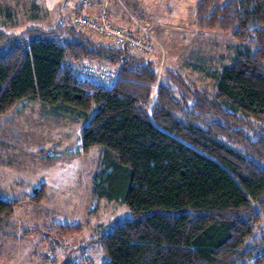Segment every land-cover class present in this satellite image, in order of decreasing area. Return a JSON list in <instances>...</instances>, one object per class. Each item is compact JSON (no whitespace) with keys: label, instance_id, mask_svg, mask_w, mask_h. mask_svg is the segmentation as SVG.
<instances>
[{"label":"trees","instance_id":"obj_1","mask_svg":"<svg viewBox=\"0 0 264 264\" xmlns=\"http://www.w3.org/2000/svg\"><path fill=\"white\" fill-rule=\"evenodd\" d=\"M195 26L237 42L211 87L71 25L0 29V117L35 101L82 121L97 195L130 211L91 242L100 264H264V0H199ZM17 202L0 195V227Z\"/></svg>","mask_w":264,"mask_h":264},{"label":"rangeland","instance_id":"obj_2","mask_svg":"<svg viewBox=\"0 0 264 264\" xmlns=\"http://www.w3.org/2000/svg\"><path fill=\"white\" fill-rule=\"evenodd\" d=\"M78 1L0 0V29L16 33L29 25L73 26ZM198 1L112 0L107 13L114 28L151 36L152 50L143 56L155 62L157 77L171 69L196 86L211 87L218 66L228 64L238 47L225 33L196 28ZM5 11L13 18L7 19ZM93 11L97 16L100 10ZM82 126L35 101L0 117V195L18 201L0 227V264H72L83 253L91 262L101 261L91 242L130 218L125 204L97 195L101 151L83 152Z\"/></svg>","mask_w":264,"mask_h":264},{"label":"built area","instance_id":"obj_3","mask_svg":"<svg viewBox=\"0 0 264 264\" xmlns=\"http://www.w3.org/2000/svg\"><path fill=\"white\" fill-rule=\"evenodd\" d=\"M112 0H79L75 13L71 19L74 27L85 30L93 36L117 46L126 47L132 53L144 55L152 50L150 35H136L125 28H114L108 17V7ZM99 9L97 16H92L93 10ZM93 11L92 13H90ZM142 28V27H141ZM80 77L97 81H114L118 78L116 71L110 67H98L90 62L83 61L77 65ZM77 264H92L89 262L87 254L76 260ZM47 264H51L49 261Z\"/></svg>","mask_w":264,"mask_h":264},{"label":"crops","instance_id":"obj_4","mask_svg":"<svg viewBox=\"0 0 264 264\" xmlns=\"http://www.w3.org/2000/svg\"><path fill=\"white\" fill-rule=\"evenodd\" d=\"M96 261H98V260H96ZM96 261H95V262H96ZM99 261H100V260H99ZM99 261H98V263H100Z\"/></svg>","mask_w":264,"mask_h":264}]
</instances>
